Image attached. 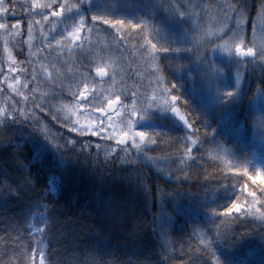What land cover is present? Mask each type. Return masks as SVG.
Listing matches in <instances>:
<instances>
[{
  "label": "trees",
  "instance_id": "trees-1",
  "mask_svg": "<svg viewBox=\"0 0 264 264\" xmlns=\"http://www.w3.org/2000/svg\"><path fill=\"white\" fill-rule=\"evenodd\" d=\"M102 1L109 3L111 9L128 8L131 13L141 7L149 10L152 5L160 6L154 5L152 0ZM205 1L201 0L200 4ZM64 2L75 4L79 0ZM248 2L250 14L246 19L250 35L251 17L259 12L258 0ZM10 11L12 13L11 7ZM15 14H10L7 21L10 26L17 18L21 23L20 32L11 37L10 42L17 72L2 70V77L7 74V79L0 80V108L14 110L20 122L7 121L6 130L0 114V264H23L25 249L31 261L33 245L37 249L36 264L41 247L45 264H202V258L211 262V257L201 241H207L209 230L214 233L217 226L221 231L231 228L234 232L231 241L224 242L229 246L214 245L219 249L217 255L221 261L261 264L264 241L259 231L242 229L238 221L228 219L233 214L221 215V208L230 204L228 198L233 191L241 193V202L246 199L241 184L247 183L260 195L259 180L252 185L243 175L244 169L250 173L257 170L252 163L257 142L253 137L257 124L252 107L254 99L245 96L241 104L221 110L194 96L186 75L178 77L177 66L187 65L185 61H163L158 57L162 83L180 97L179 106L188 120L195 122L197 115L201 117L200 122L193 123L192 132L196 133L200 123L207 120L215 129L216 141L206 138L205 129L200 128L194 136L197 143L193 145L191 156L183 155L182 150L174 154V150L187 147L180 140L185 128L168 112L151 109L152 113L146 116L157 125L148 132L151 145L133 150L131 154L119 147L121 162H104L105 151L116 155L110 151L113 143L71 131V124L54 108L61 95L52 97L48 105L42 106L38 101L34 90L39 87L40 91H46V85L32 77L24 35L27 18L23 11ZM149 14L153 16L152 11ZM78 53L71 54L70 58L91 73L90 57L86 55L84 61H80ZM17 75L21 77L14 85L18 92L8 88V79L14 80ZM172 83H177L178 92L171 89ZM257 83L253 79L252 84ZM128 84L131 93L122 96L121 101H136L137 106L142 104L140 108L147 106L151 98L140 89L143 84L139 86L131 80ZM251 94L252 89H249V96ZM69 139L73 143L78 141L75 149H59L53 145H62ZM89 140L92 141L91 152L97 151L96 143L101 144L97 159L89 151L79 150L80 145ZM201 140L204 143H199ZM191 157H195V163ZM232 166L240 171H228ZM231 198L236 199V196ZM213 216L218 218L213 221ZM45 220L49 224L55 221V227L50 231L42 229L43 237L39 232L34 238L13 239L17 231L21 236L26 235L24 230L30 225L40 229Z\"/></svg>",
  "mask_w": 264,
  "mask_h": 264
},
{
  "label": "snow or ice",
  "instance_id": "snow-or-ice-1",
  "mask_svg": "<svg viewBox=\"0 0 264 264\" xmlns=\"http://www.w3.org/2000/svg\"><path fill=\"white\" fill-rule=\"evenodd\" d=\"M87 5V7H85ZM11 7L12 11L15 12V4H5L4 0H0V13H4V16L7 17V9ZM25 9L26 15L29 16L28 20V30L29 36L33 31V19L43 17V20L49 21V24L52 25V34L44 33L46 40H51L53 43L59 44L60 40H64V32L67 34V38L72 41L81 40L82 29L87 25L88 27L96 26V22L102 21L103 24L109 25L110 27L123 26L127 24L132 29H140L144 35V45L147 47L151 55L160 54V60L163 61H185L187 65L191 66L196 65L195 68L187 69L188 77H195L207 84L208 90L215 102V106L221 110H224L229 105H238L244 101L245 96H248L249 99H258L261 104V116L264 118V39L261 40L260 46H256V32L259 31L264 33V22L259 26L257 25V17H251L252 25V37L249 38L246 33V17L250 14V4L248 0H235L234 3H227L224 5H217L218 11L223 14V21L219 29H209L206 32L201 31L198 28V16L197 13L200 11V6L198 4H184L182 7L176 4H165L164 11L165 16L162 17L164 23L168 24L171 27H174L176 30L175 38L172 37V33H168L169 38L165 39L164 36L157 32L155 37H151L147 31V22L141 17L137 20H125L123 18H107L103 13L93 11L91 7V0H79V3L67 4L64 0H49L48 3H37V0H32L31 8L39 9V11H29L26 5H21ZM191 7L192 12L187 11ZM208 6L204 5V11H207ZM257 11L264 16V0H258L257 2ZM90 15V20L92 23L88 22L87 17ZM51 17V20H49ZM71 21V24L68 22ZM36 23H40V20L37 19ZM20 24V19H14L11 26L9 27L8 21L6 18H0V29L4 30L9 35H16L18 31V26ZM60 25H64L63 31H57ZM58 37V39H57ZM154 40L156 42H154ZM159 44V47H158ZM234 46V54H233ZM5 53H7V58L13 60L11 53L8 48L5 47ZM219 51L221 53H227V56L222 61L221 64H217L215 61V54ZM194 57V59H193ZM10 72H17L16 67H10ZM43 71L46 73L47 68H44ZM95 72L103 76L105 74L104 67H96ZM247 78V83L245 82ZM7 79V74L0 77V80ZM174 79V77H173ZM253 79L257 80L258 83L253 85ZM21 80L20 75H17L14 80L8 79V88L13 89L18 92V89L14 88V84ZM27 80H25V84ZM160 84V90L164 97L163 104H166V107L162 106L161 96L156 95L153 99L150 100L147 106L141 107L139 112L141 113L140 119H143L146 113L151 109H158L161 112H170L175 117H178L179 121L183 123L185 128V133L180 137V140L183 141V144L187 147H182V149H176L175 152H181L185 156H191V152L194 150L193 145L197 143L194 139L196 133L200 131V128L205 129V137L216 141L215 129L204 120L200 123V126L196 128V133L189 132L193 128V123L200 122V115H197V121L190 122L184 115L181 114L176 103L180 99L178 95L171 94L169 87L165 86L162 82ZM173 91H179L177 83H172L170 85ZM89 84L85 80L83 86L79 84L75 85V90L72 92L75 97V103L78 104L80 108H84L88 103L87 100H80V97H86L88 95ZM249 89H252V94L249 96ZM79 92V96L75 95V92ZM119 99V97H116ZM133 99H135V94H133ZM108 108L97 107L96 112L103 114L108 112L115 105L113 99L107 101ZM43 110V109H42ZM69 111H72L69 108ZM0 114L3 115L5 120V129L7 130V121L12 120L17 123L20 121L16 116L14 110L5 111L3 108H0ZM21 114H23L21 112ZM73 116L76 115L75 112H72ZM138 111L133 106V109L128 111L123 120L126 121V128H121L119 131H110L108 135L105 136V127L104 121L101 120V123L97 124L95 120L91 121L87 126V131L91 136H100L101 140L112 139L116 140L117 143L111 146L110 151L116 153V155H110V152L105 151V161H114L116 163L121 162V152L118 151V148L123 145L124 148H127L125 141L131 135L133 141V147H136L139 150V145L136 144V138L139 137L141 141L148 135L144 130L133 131L134 127V118L137 117ZM80 120H76L75 124L71 126V131L73 132H84V128L80 127L79 129L75 126L80 124ZM112 129L116 128L115 124H112L111 121L108 122ZM95 125V127H93ZM211 129V131H208ZM261 137L264 138V133H261ZM45 139H48L45 137ZM78 142V141H77ZM76 143H73L71 139L67 140L64 144H53L57 148H64L66 150H72L76 148ZM49 143H52L49 141ZM199 143H204L203 140ZM68 145H71V148H68ZM97 151L91 152L92 141H88L80 145V151H89L93 158H96L100 155L102 149L101 144L96 143L95 145ZM179 159V158H178ZM193 163L196 162L195 157H191ZM180 163H183V160H179ZM231 172L240 171V169L235 166L229 167L227 169ZM243 175L247 177L248 180L252 182V185H256L259 180V184L262 186L260 188V195L257 194V191L250 187L247 183L240 185V188L244 194H246V199L240 201V192L233 191L229 196L231 201L225 207L221 208V215L228 213L233 214L228 217L229 220H236L239 223V226L244 230L251 229L253 233L259 231L260 239L264 241V173L260 169H257L255 172L250 173L247 169L243 170ZM185 179H187V174H185ZM177 180L179 177L177 176ZM235 186L233 185V188ZM236 196V199H232L231 196ZM260 205V207H257ZM215 213V209L211 210ZM218 217L213 216V221ZM55 227V221L49 224L46 220L41 224L40 229L29 226V229L24 230L26 235L21 236L20 232L17 231V235L13 237L14 240L19 241L21 239L34 238L35 234L39 231L40 235L43 237L45 233L42 231L44 228H48L49 231ZM16 231V229H13ZM234 234L231 228L221 231L219 226L216 227L215 232L209 230V239L207 241L202 240L201 243L204 244V251L208 253L211 257V262L207 258H202V264H231L230 261L225 260L221 261L220 257L217 255L218 248L214 247L215 244H220L222 247L229 246L225 244V240L231 241L232 235ZM54 239V237H53ZM85 248L90 247V245H84ZM37 249L33 245V257L31 261L28 259L27 250L24 251V261L23 264H36L35 253ZM40 260L39 264H45V252L43 248H39ZM261 264H264V261H261Z\"/></svg>",
  "mask_w": 264,
  "mask_h": 264
},
{
  "label": "rangeland",
  "instance_id": "rangeland-1",
  "mask_svg": "<svg viewBox=\"0 0 264 264\" xmlns=\"http://www.w3.org/2000/svg\"><path fill=\"white\" fill-rule=\"evenodd\" d=\"M106 1L114 3L116 0ZM39 2L40 1L37 0V3ZM152 2L154 5L160 6L156 8V6L152 5V10H146L141 7L133 13H131L132 10L128 8H125V10L119 7L111 9V6H108L110 4L108 3L106 5L102 0H91V7L93 11L103 13L107 18H123L127 21L137 20L142 17L147 22V31L151 37H155L156 33L160 32L165 39H168V33H172L173 35L171 38H175L176 30L174 27L169 26L162 20V17L165 16V11L162 6L165 4H176L181 7L184 4H198L200 6V11L197 13L198 28L201 31L206 32L209 29L215 30L220 28L224 17L223 14L218 11L216 6L231 3V0H206L205 4L208 6L207 11H204L205 4H200L201 0H152ZM41 3H44V1ZM117 4L118 2L116 5ZM151 11L153 12V16L149 14ZM187 11L192 12L193 9L189 7ZM4 17V13H0V18ZM89 17L90 15L87 19L88 22L91 23V21H89ZM256 17L257 25L259 26L262 22H264V16L259 13ZM33 19V31L31 36L28 34L25 39V46L28 47L27 59L31 67L33 79L37 83L46 85V91H40L39 87H36L34 93L38 97V101L42 106L48 105L47 102L52 101V97L57 94L61 95V98H59L60 100L55 102L57 104L54 105V108L67 122L71 124V126L75 124L76 120L81 121L80 124H76L75 126L78 129L83 127L84 132L81 133L77 131L78 133L91 136V134L87 131V126L93 120H95L97 124L101 123V120L105 122V136H107L110 131H119L121 128H126V121L123 120L122 117H124L128 111L132 110L133 106H135V109L138 111L142 105L138 103L137 106L136 101H129L128 103H125L126 101H122L120 104H116V101L120 100L122 96L127 97V95L129 96L131 93V91L127 89L129 87V80L135 84L138 82L139 86L143 84L144 87H142V85L140 89L143 90V93L146 91V95L149 94L151 99H153L156 95H160L162 106L166 107V104H163L164 97L160 90V84L158 83L163 82V77L159 72L157 59L163 54L160 53L151 55L147 47H143L142 50V46L144 45V33L140 29H132L127 24L123 26L110 27L109 25L103 24L102 21H98L96 23L103 26L98 27L96 25L90 28L86 25L85 28L82 29L81 40L74 42L68 39L66 32H64L65 39L60 40L59 44H56L51 40H46L44 36V33H49L50 36L52 34V25L49 24V21L43 20V17H34ZM37 19L40 20V23H36ZM49 20H51V17H49ZM68 23L71 24V21ZM247 24L248 20L246 19V25ZM63 28L64 25H60L57 31H63ZM247 30L248 28L246 29L247 36L251 38L253 35L252 25L250 35ZM18 31L20 32L19 26ZM16 35H9L4 30L0 29V77H2L3 69H10V67L13 66L14 60H9L7 58V53H5L4 49L7 47L11 53V37ZM133 39H135V41H133ZM262 39H264V33L257 31V47L260 46ZM154 42L156 41L154 40ZM232 51L234 54V46ZM75 52L80 53V61H84V57H86V55L90 57L89 61L91 63V73L88 74V72L83 70L72 58H70V55ZM226 56L227 53L217 51L215 54L216 63L221 64ZM96 67H104L105 74L103 76L98 75L95 72ZM195 67V64L191 66L179 64L177 66L178 77L181 78L185 75L187 76V69ZM44 68L48 69L46 73L43 71ZM141 75H143V77ZM188 79L191 85L190 90L194 96H199L201 100H206L215 105L207 84L204 81L195 77H188ZM85 80L89 84L88 95L86 97H80V100H87L88 103L84 108H80L78 104L75 103V97L72 92L75 90L76 84H79L82 87ZM135 93L138 94L137 91H135ZM75 95L79 96V92L76 91ZM116 97H119V99H116ZM109 99H113L115 101V105L109 109L108 112H105L102 116L101 113L95 111L97 107L108 108L107 101ZM149 102L150 99L148 100V103ZM176 107H178L181 114L187 118L184 111L180 108L179 102L176 103ZM252 107H254V118H256L257 122L253 130V137L257 142L254 144V150L252 152V163L263 173L264 138L261 137V133H264V118L261 116V104L258 99L253 100ZM69 108H71L72 111H69ZM72 112H75L76 115L73 116ZM159 112L161 111L159 110ZM149 113H152V110H149L146 114ZM168 113L184 127L178 117H175L170 112ZM140 115L141 113L138 111L137 117L134 118L135 123L133 131L144 130L148 133L157 127L151 118H147L145 115L143 119H140ZM160 115L161 117L163 116L162 114ZM109 121L116 125L115 129L110 127L108 123ZM93 127H95V125H93ZM187 131L192 132V129ZM93 137L101 139L99 135ZM129 137L131 140L130 145L126 149L124 148L122 150L131 154L133 150L137 151L138 149L133 147L131 135ZM106 140L114 145L117 143L116 140ZM150 143L151 140L148 135L143 141H141L139 137L136 138V144L139 145V149L149 147L151 145ZM51 190H54L53 186L51 187ZM33 227L37 228L36 226ZM37 233H39V231ZM39 260L40 256L38 258V264ZM236 264L242 263L236 261Z\"/></svg>",
  "mask_w": 264,
  "mask_h": 264
},
{
  "label": "flooded vegetation",
  "instance_id": "flooded-vegetation-1",
  "mask_svg": "<svg viewBox=\"0 0 264 264\" xmlns=\"http://www.w3.org/2000/svg\"><path fill=\"white\" fill-rule=\"evenodd\" d=\"M11 1H13L15 4H16V9H15V12H13L12 11V13L14 14L13 16H15L16 14L15 13H19L20 14V12L21 11H23L24 12V16L27 18V22H28V20H29V16L28 15H26V13H25V9L23 8V7H21V5H26L27 7H31V4H32V0H4V2H5V4H11L10 2ZM40 2L39 3H41L42 1H44V3H48L49 2V0H39ZM39 11V9H32V10H30V11ZM11 13V11H10V7L7 9V20L9 19V17L11 16L10 14H12ZM4 18H6V17H4ZM33 19V18H32ZM33 22H34V19H33ZM21 24V23H20ZM28 34H29V30H28V27L26 28V32H25V39L27 38V36H28ZM122 101H121V99L120 100H118L117 101V103L116 104H120Z\"/></svg>",
  "mask_w": 264,
  "mask_h": 264
},
{
  "label": "water",
  "instance_id": "water-1",
  "mask_svg": "<svg viewBox=\"0 0 264 264\" xmlns=\"http://www.w3.org/2000/svg\"><path fill=\"white\" fill-rule=\"evenodd\" d=\"M125 144H126L127 146L130 144V137L125 141ZM120 147H123V148H124L123 145H121Z\"/></svg>",
  "mask_w": 264,
  "mask_h": 264
}]
</instances>
